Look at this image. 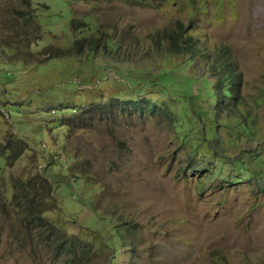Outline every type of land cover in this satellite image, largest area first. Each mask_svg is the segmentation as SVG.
<instances>
[{
  "label": "rangeland",
  "instance_id": "obj_1",
  "mask_svg": "<svg viewBox=\"0 0 264 264\" xmlns=\"http://www.w3.org/2000/svg\"><path fill=\"white\" fill-rule=\"evenodd\" d=\"M138 1L0 0V264H264V0Z\"/></svg>",
  "mask_w": 264,
  "mask_h": 264
},
{
  "label": "trees",
  "instance_id": "obj_2",
  "mask_svg": "<svg viewBox=\"0 0 264 264\" xmlns=\"http://www.w3.org/2000/svg\"><path fill=\"white\" fill-rule=\"evenodd\" d=\"M138 4L144 5L147 4L148 2L146 0H139L137 2ZM84 24L80 25L76 20L71 21V26L73 27V30H76L77 28L83 26ZM185 29H183L180 26L175 27L171 31L164 32V37L171 43L170 51L173 53H178L180 49L184 46L188 47L191 46V42L187 40V36ZM97 39L94 36H89L87 38H82L80 40H77L75 43L77 45L72 47L71 50H78L82 49L84 45L88 44L90 47H97ZM213 68V73L214 72H220L219 75H222V79H220V89L222 93L221 97V102H224V99L226 100L227 98H231L235 96L234 89L237 87L236 77L234 76V68H233V63L231 59L225 61L222 58L217 59L216 63L214 64ZM224 78L229 80V84L224 83ZM128 101V100H127ZM133 101V100H132ZM135 101V100H134ZM149 105L150 103L147 102ZM136 105V104H134ZM152 107V106H150ZM124 109V107H122ZM29 200H25V203H27V212L25 215V219L27 220L28 223L35 224L38 228L41 227L43 223V218L37 212V205L34 202V198L31 195H26ZM49 236H52V233L49 234ZM53 241V239H50ZM75 244L71 240L69 241L66 236H62L61 238L58 239V244L56 246V251L58 254H64V256H70L69 261L73 262L75 259Z\"/></svg>",
  "mask_w": 264,
  "mask_h": 264
}]
</instances>
